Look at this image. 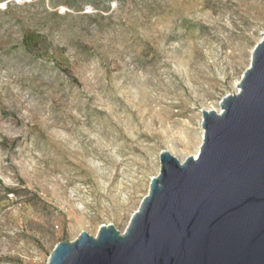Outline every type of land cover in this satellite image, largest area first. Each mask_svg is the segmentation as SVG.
Returning a JSON list of instances; mask_svg holds the SVG:
<instances>
[{"label":"rangeland","instance_id":"1","mask_svg":"<svg viewBox=\"0 0 264 264\" xmlns=\"http://www.w3.org/2000/svg\"><path fill=\"white\" fill-rule=\"evenodd\" d=\"M263 34L264 0H0V264L124 233Z\"/></svg>","mask_w":264,"mask_h":264},{"label":"water","instance_id":"2","mask_svg":"<svg viewBox=\"0 0 264 264\" xmlns=\"http://www.w3.org/2000/svg\"><path fill=\"white\" fill-rule=\"evenodd\" d=\"M239 87L220 113L202 110L197 158L160 153L124 233L81 232L48 264H264V34Z\"/></svg>","mask_w":264,"mask_h":264},{"label":"bare ground","instance_id":"3","mask_svg":"<svg viewBox=\"0 0 264 264\" xmlns=\"http://www.w3.org/2000/svg\"><path fill=\"white\" fill-rule=\"evenodd\" d=\"M252 58V57H251ZM241 81V80H240ZM239 83L240 82H238L237 84H236V92L235 93H238L239 91H240V87H239ZM209 111H211V110H209ZM222 111V108H221V102H220V109L218 110V111H216V112H218V113H220ZM202 112V111H201ZM201 127H202V123H201ZM203 136H204V129H203V127H202V137H201V141L203 142ZM199 153H200V148L198 149V151L194 154V155H192L194 158H197L198 157V155H199Z\"/></svg>","mask_w":264,"mask_h":264}]
</instances>
